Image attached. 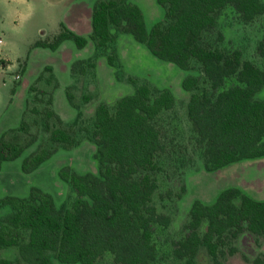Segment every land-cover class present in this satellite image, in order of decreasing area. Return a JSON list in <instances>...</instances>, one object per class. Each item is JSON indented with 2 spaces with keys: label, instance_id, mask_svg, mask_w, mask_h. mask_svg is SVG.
Instances as JSON below:
<instances>
[{
  "label": "trees",
  "instance_id": "obj_1",
  "mask_svg": "<svg viewBox=\"0 0 264 264\" xmlns=\"http://www.w3.org/2000/svg\"><path fill=\"white\" fill-rule=\"evenodd\" d=\"M165 21L148 29L141 8L128 0H96L91 8V32L85 37L64 23L51 40L34 46L55 50L65 40L83 48L88 39L104 47L114 40L111 26L124 27L158 59L189 70L192 61L200 64L207 87L199 88V78L186 75L181 87L190 92L187 115L203 145V165L214 171L229 164L264 157V99L257 95L264 87V33L257 43L263 66L245 60L239 49L222 46L204 34L217 26L220 11L230 5L242 20L252 21L264 13V0H156ZM109 63L112 58L109 57ZM84 74L83 60L72 63ZM92 65V64H90ZM52 70L51 66H46ZM236 76L237 85L224 88L227 77ZM135 89L120 97L111 110L104 102L95 109L92 140L96 145L98 174L80 173L69 165L58 175L77 196L70 206L58 207L53 196L33 186L26 196L0 198V247L14 246L19 264L61 263L100 264L106 252L118 264H150L157 255L154 225H167L169 218L158 213L153 195L158 188L157 155L163 150L156 119L176 101L170 88L150 87L132 80ZM73 105L72 95L66 94ZM88 98V96H85ZM44 109L31 108L42 115L49 134L48 147L39 146L21 163L25 173L33 172L59 148H71L75 138L53 108V98ZM19 130L27 132L22 120ZM37 141L35 134L23 144L0 136V166L18 158ZM236 200H239L237 203ZM243 233L264 237V199L250 197L239 188L227 187L211 203L192 202L184 235L174 242V255L184 264H199L204 251L213 264L239 253L248 264H264V254L248 257L236 243ZM0 264H12L0 259Z\"/></svg>",
  "mask_w": 264,
  "mask_h": 264
},
{
  "label": "rangeland",
  "instance_id": "obj_2",
  "mask_svg": "<svg viewBox=\"0 0 264 264\" xmlns=\"http://www.w3.org/2000/svg\"><path fill=\"white\" fill-rule=\"evenodd\" d=\"M128 1L141 8L148 29L157 21H165L163 8L156 0ZM0 12L5 14L0 22V54L6 53L10 57L18 49L23 58L20 66L16 64L8 71V94L11 95L12 89L18 88L21 83L29 82L27 102L18 124L3 132L18 144L26 142L32 134L37 136V141L18 158L2 166L0 198L26 196L30 188L36 186L50 193L58 207L70 206L77 194L60 179L59 169L69 165L80 173L98 174L96 145L91 137L96 106L104 102L113 110L120 97L134 91L132 80L136 79L150 87L170 88L176 98L174 106L163 110L156 119L164 148L157 155L158 188L152 202L159 214L169 218V222L167 225H154L157 255L150 264H184L174 255V242L185 233L189 208L194 200L211 203L219 191L227 187H236L252 198L264 199V157L241 160L214 171L204 169L203 145L187 115L190 92L181 87L183 77L189 74L198 76L199 88L207 87L198 62L192 61L189 70H182L171 62L153 56L124 27L114 26L110 28L114 40L104 47L96 46L92 39H88L83 48H77L70 39L63 41L55 50L34 46L36 41L51 40L60 31L66 13L65 5L46 8L38 4L28 17H24L28 11L21 8L14 11L3 9ZM263 33L264 13L246 22L233 7L227 5L218 15L216 28L206 32L204 39L215 42L218 34H222V46L239 49L243 59L262 67L263 59L257 52V43ZM109 57L112 63H109ZM77 60H83L82 65L86 67L84 74L79 73L81 64H78L75 72L71 71L72 63ZM46 66H53L57 78L53 68L47 70ZM16 74L20 78L15 79ZM239 83L233 75L225 79L223 87ZM53 92L56 98V107L53 108L69 128L75 143L68 149L59 148L36 170L25 173L21 169L24 157L39 146L51 145L49 134L43 129L42 115L31 112V108H46V102L51 96L53 98ZM67 93L72 95L73 105L68 102ZM257 96L264 99V87ZM22 120L28 124L27 132L18 129ZM7 211L8 208L3 207L0 214ZM236 245L241 253L250 258L264 254V237L255 239L251 234L243 233ZM18 256L16 247H0V259L19 264ZM198 261L199 264H213L204 251L200 252ZM53 264L81 263H61L54 259ZM100 264L118 263L110 252H106ZM221 264L248 263L236 253L221 260Z\"/></svg>",
  "mask_w": 264,
  "mask_h": 264
},
{
  "label": "crops",
  "instance_id": "obj_3",
  "mask_svg": "<svg viewBox=\"0 0 264 264\" xmlns=\"http://www.w3.org/2000/svg\"><path fill=\"white\" fill-rule=\"evenodd\" d=\"M95 1L96 0H0V11L3 9L7 11H14L21 8L28 11V13L24 14V17H28L29 12L33 11L38 4H42V6L46 8L64 4L66 13L62 23L79 34L89 35L88 33L91 32V8ZM4 17L5 14L0 12V22L4 20ZM22 60V55L18 52V49L15 54L10 57L6 55V53L3 55L0 54V136L5 129L14 127L18 124L25 109L29 82L21 83L18 88H13L11 95L7 92L8 71L16 64L20 66ZM29 73L30 75L32 74L31 72ZM53 73L55 75L54 68ZM18 78L20 77L16 74L15 79ZM54 92L53 106L56 107ZM12 110H14V112H11ZM5 162H3L0 166V173Z\"/></svg>",
  "mask_w": 264,
  "mask_h": 264
}]
</instances>
